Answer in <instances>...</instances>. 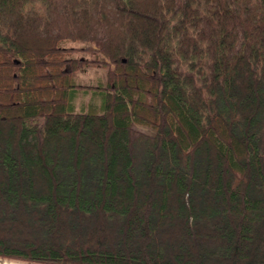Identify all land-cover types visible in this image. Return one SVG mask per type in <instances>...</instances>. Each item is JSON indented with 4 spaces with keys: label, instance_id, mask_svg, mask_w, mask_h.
Instances as JSON below:
<instances>
[{
    "label": "trees",
    "instance_id": "16d2710c",
    "mask_svg": "<svg viewBox=\"0 0 264 264\" xmlns=\"http://www.w3.org/2000/svg\"><path fill=\"white\" fill-rule=\"evenodd\" d=\"M0 259L264 264V0H0Z\"/></svg>",
    "mask_w": 264,
    "mask_h": 264
},
{
    "label": "rangeland",
    "instance_id": "374dc122",
    "mask_svg": "<svg viewBox=\"0 0 264 264\" xmlns=\"http://www.w3.org/2000/svg\"><path fill=\"white\" fill-rule=\"evenodd\" d=\"M71 46L78 45L77 43H69ZM84 48L85 46L79 45ZM75 57H86L84 54H76ZM105 72L97 67H83L81 70L73 74V81L79 85L97 86L103 83ZM93 92H79L74 99L75 108L78 110L89 102L99 103V97ZM141 129V128H139Z\"/></svg>",
    "mask_w": 264,
    "mask_h": 264
},
{
    "label": "water",
    "instance_id": "95a60500",
    "mask_svg": "<svg viewBox=\"0 0 264 264\" xmlns=\"http://www.w3.org/2000/svg\"><path fill=\"white\" fill-rule=\"evenodd\" d=\"M0 262L2 263H7V264H25V263H19V262H14V261H9V260H4V259H0Z\"/></svg>",
    "mask_w": 264,
    "mask_h": 264
},
{
    "label": "bare ground",
    "instance_id": "6f19581e",
    "mask_svg": "<svg viewBox=\"0 0 264 264\" xmlns=\"http://www.w3.org/2000/svg\"><path fill=\"white\" fill-rule=\"evenodd\" d=\"M0 264H7V263H5V262H4V263H2V262H0Z\"/></svg>",
    "mask_w": 264,
    "mask_h": 264
}]
</instances>
